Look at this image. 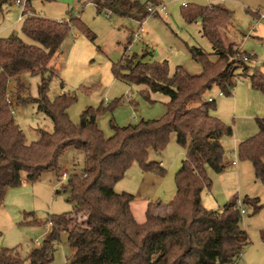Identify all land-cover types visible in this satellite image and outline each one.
I'll list each match as a JSON object with an SVG mask.
<instances>
[{"label":"trees","instance_id":"1","mask_svg":"<svg viewBox=\"0 0 264 264\" xmlns=\"http://www.w3.org/2000/svg\"><path fill=\"white\" fill-rule=\"evenodd\" d=\"M10 2L0 0V12ZM94 4L97 11L109 10L110 14L138 22L149 17L148 5H158L156 0H94ZM28 8L22 13L21 32L33 43L14 35L0 38V206L7 191L18 187L23 178L33 183L45 173H54L59 181V160L68 149L83 154V168L80 176L69 173L62 187L72 211L45 222L51 228L49 234L25 259L13 250L0 249V264H49L62 234L70 248L66 264H228L238 260L248 244L240 224V207L246 203L240 206L232 200L214 212L206 210L200 198L211 184L207 170H224L226 153L220 141L232 135L231 127L210 115L214 102L207 101V93L214 87L224 90L233 77H239L249 78L252 89L264 94V75L250 72L247 62L240 60L248 55L223 41L221 31L230 24L231 13L218 5L185 7L183 20H200V36L208 41L216 57L211 62L200 49H188L192 60L202 67L198 76L188 75L181 67L168 76L164 66L134 58L113 64L115 78L146 86L142 93L145 99L148 92L160 93L168 102L161 119L124 127L111 123L114 134L105 138L95 121L101 107L98 111L85 109L74 125L67 110L75 98L70 94L52 100L47 97L49 83L57 76L51 62L72 30L85 32V26L77 17L53 21L28 13ZM87 38L92 40L89 35ZM24 74L42 78L36 100L21 95L25 87L20 77ZM44 74L48 76L44 78ZM10 81L15 83L13 104L36 102L52 121V132L40 130L36 141L26 143L14 122L13 104L6 101ZM256 125L257 134L237 145L236 156L252 165L255 179L264 185V117L257 119ZM172 133L177 145L185 150V157L175 174L170 210L157 216L153 209L160 204L149 203L144 221L137 223L131 211L133 196L117 193L114 185L133 164L143 172L163 176L159 164L148 162V154L162 152ZM252 205L254 210L260 208L257 199Z\"/></svg>","mask_w":264,"mask_h":264},{"label":"rangeland","instance_id":"2","mask_svg":"<svg viewBox=\"0 0 264 264\" xmlns=\"http://www.w3.org/2000/svg\"><path fill=\"white\" fill-rule=\"evenodd\" d=\"M138 1L145 3L147 0ZM156 1L159 8L157 16H149L142 23L110 14L109 10L97 11L93 0L29 1L35 16L53 21L69 20L72 16L79 18L85 26V32L76 28L72 30L63 42L58 57L51 62L57 76L52 77L47 92L49 100L60 94H70L75 98L67 110L72 124L79 123L85 109L98 111L101 107L99 114H96V126L105 138H109L114 134L111 123L124 127L163 117L168 98L160 93L148 92V100L145 99L142 93L146 86L115 78L111 71L113 64L134 58L141 63L164 66L168 76H172L177 67L190 76H198L202 67L192 60L188 52L191 47L207 54L211 62L216 61L210 44L199 34L200 20L192 23L183 20L184 5H217L218 1H223L219 4L231 13V27L227 31L231 42L248 55L246 65L250 72L264 75V24L259 19L264 14V6L259 3L260 0ZM28 10V13H32L31 9ZM20 16L21 10L12 2L2 9L0 38L14 35L32 44L21 32ZM139 29L142 30L140 38L133 37ZM88 35L92 40L87 38ZM120 74L126 75V72L121 71ZM47 76L44 74V78ZM41 79L40 75H22L20 82L25 87L22 97L36 100ZM14 86V81H10V96L7 95L11 104L14 102L11 97ZM207 98L214 99L210 115L232 129L233 136L224 137L221 141L225 150L234 151L235 159L226 155L225 168L221 173L207 170L211 184L201 193L202 206L208 211L219 212L232 200L245 202L241 206L244 214H241L240 224L247 235L248 244L239 259L228 264H264V185L255 179L252 165L240 161L235 154L237 143L257 134L256 119L264 117V94L252 89L249 78L233 77L226 89L214 87L207 93ZM111 107V111L105 110ZM12 110L14 122L27 144L37 140L40 130L52 132V121L38 109L36 102L23 106L13 104ZM184 157L185 150L177 145L172 133L162 152L152 151L148 154L149 163H162L163 176L143 172L137 164H133L114 185V191L133 196L132 214L136 221L144 217L149 203L161 205L153 209L157 216L169 212L170 209L162 206L169 205L174 197L175 174ZM232 161H236V167L230 165ZM59 165L60 174L67 172L68 175L73 173L80 176L83 154L68 149L60 157ZM65 184L66 181H58L54 173H45L37 182L28 183L23 178L18 187L8 190L0 206V249L13 250L21 259H25L37 247L36 241L41 245L51 229L45 222L50 217L72 211V205L62 192ZM256 199L260 208L254 210L252 203ZM69 256L70 248L65 234H62L54 245L53 260L49 264H66Z\"/></svg>","mask_w":264,"mask_h":264},{"label":"built area","instance_id":"3","mask_svg":"<svg viewBox=\"0 0 264 264\" xmlns=\"http://www.w3.org/2000/svg\"><path fill=\"white\" fill-rule=\"evenodd\" d=\"M29 1H30V0H12V1H11V2L14 4V6H16L17 8H19V9L21 10V16L19 17V21H22V19H23V15H22V13L28 8V6H29ZM210 6H211V5H209V7H210ZM157 7H158V6H153V5H148V6H147V12H148L149 16H153V15L157 14V10L159 9V8H157ZM184 7H186V5H184ZM161 10H163L162 7H161ZM259 19H260V21H262L263 24H264V14L260 15V16H259ZM65 21H66V20H65ZM59 22H61V21H59ZM141 23H142V22H141ZM141 34H142V30L139 29V31H138L136 34H133V37L140 38ZM240 60H242L243 62H248V58H247L246 56L241 57ZM218 96H221V94H219ZM6 101H7L8 104H11V102H10V100H9V98H8V95H6ZM207 101H208V102H214V99H212V98H208ZM233 154H234V151H228V152L226 153V155H228L229 158H231V159H235V157L233 156ZM235 154H236V153H235ZM231 165L236 166V161H232V162H231ZM67 178H68V173H67V172H63V173L60 175V177H59V181H66ZM238 205H239V203H238ZM240 213H241V214H244V211H243V210H240ZM36 246H37V247L40 246V244H39L37 241H36Z\"/></svg>","mask_w":264,"mask_h":264},{"label":"crops","instance_id":"4","mask_svg":"<svg viewBox=\"0 0 264 264\" xmlns=\"http://www.w3.org/2000/svg\"><path fill=\"white\" fill-rule=\"evenodd\" d=\"M136 1H138V0H136ZM195 1H197V0H195ZM217 2V1H216ZM219 3H222L221 1H218ZM217 2V3H218ZM217 4L218 6H221L222 8H224L222 5H220V4ZM259 3H261L263 6H264V0H260L259 1ZM93 5L95 6V4H94V0H93ZM209 5H215L214 3H209L207 6H209ZM96 8V7H95ZM30 9H31V11H32V8L30 7ZM224 9H226V8H224ZM227 10V9H226ZM31 14H33L34 15V12L32 11V13ZM258 17V16H257ZM136 22H138V21H136ZM200 22V21H199ZM141 23V22H140ZM200 26H201V23H200ZM230 27H231V25L229 24L228 25V27L224 30V31H221V34H222V36H223V41H224V43L225 44H230V43H232L231 42V38H230V35L228 36V34H227V31H228V29L230 30ZM231 33V32H230ZM199 34H200V31H199ZM131 39V38H130ZM235 45V44H234ZM237 48H238V50L239 51H241L240 50V47H238L237 45H235ZM259 119V118H258ZM257 120V119H256ZM257 132H258V128H257ZM233 136V132H232V135H231V137ZM248 138H250V137H248ZM248 138H246V139H248ZM246 139H244V140H242V141H245ZM239 140V139H238ZM241 140V139H240ZM242 141H240L239 143H237V145L238 144H240ZM220 143H221V145H222V141H220ZM236 145V146H237ZM223 146V145H222ZM224 148V147H223ZM224 150H225V148H224ZM228 150L229 149H227V150H225V153H227L228 152ZM226 157L227 156H225V159H226ZM160 166L162 165V163L161 162H159L158 163ZM231 165V164H230ZM232 167H236L237 166V164H236V166H233V165H231ZM120 191H117V193H119ZM238 203H239V205L241 206V202H239L238 201ZM134 203H131V210H132V213H133V205ZM148 205V204H147ZM169 205H170V203H169ZM169 205H167V206H162L164 209H169ZM161 206V205H160ZM147 207V206H146ZM241 208V207H240ZM145 211H146V209H145ZM145 211H144V217L142 216V219L140 220H138V221H136L137 223H142L143 221H144V219H145ZM136 220V219H135Z\"/></svg>","mask_w":264,"mask_h":264}]
</instances>
